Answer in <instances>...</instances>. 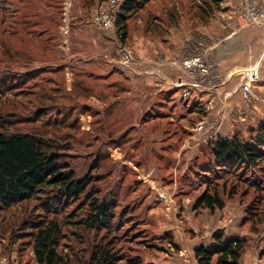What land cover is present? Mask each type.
Returning a JSON list of instances; mask_svg holds the SVG:
<instances>
[{
    "label": "rangeland",
    "instance_id": "1",
    "mask_svg": "<svg viewBox=\"0 0 264 264\" xmlns=\"http://www.w3.org/2000/svg\"><path fill=\"white\" fill-rule=\"evenodd\" d=\"M204 1L148 0L137 18L128 21L122 41L116 26L105 29L100 21L104 1L0 0V85L11 83L21 91L16 97L6 92L0 103L5 95L6 105L13 97L16 130L37 132L63 145V157L76 175L89 172L100 195L114 199L116 216L126 217L124 228L128 227V238L118 240L116 247L126 255L139 254L153 264H197L194 247L212 244V234L221 232L246 240L240 264H264V170L260 166L249 171L239 166L223 168L210 152L211 142L222 134L246 140L264 127V77L254 68H245L253 64V36L244 38L245 47L239 34H234L224 41L222 50L197 48L182 52L179 59L163 52L162 46L173 43L165 30L179 24L199 29L208 21L205 17L221 10V0ZM253 2L240 0L237 11L249 29L258 26L261 17H246L257 6ZM201 5L207 9L202 13L198 12ZM237 5L233 0L228 9ZM230 19L231 30L242 25V19ZM33 21L40 24L27 26ZM28 30L34 36L42 34L31 38ZM66 39L69 48L82 55L54 73L53 68L65 61L59 47ZM99 42L114 43L115 59L125 45L138 58L175 62L180 82L163 78L154 79L159 84L153 85L139 77L138 83H126L127 76L113 71L116 63L92 57L88 45L93 43L95 48ZM48 43L58 45L52 54H48ZM89 58L92 69L80 63ZM48 77L55 84L48 86ZM56 84L59 92L53 91ZM190 89L197 91L196 96L189 97ZM252 181L262 188L253 187ZM204 191L217 192L224 207L213 211L195 207ZM38 201L0 210V264H35L31 242L20 224L43 212L37 208ZM72 208L75 204L68 209ZM66 231L61 242L78 255L73 264H82L80 257L88 258L90 246L84 254L86 242L77 243L80 236L72 232L76 228Z\"/></svg>",
    "mask_w": 264,
    "mask_h": 264
},
{
    "label": "trees",
    "instance_id": "2",
    "mask_svg": "<svg viewBox=\"0 0 264 264\" xmlns=\"http://www.w3.org/2000/svg\"><path fill=\"white\" fill-rule=\"evenodd\" d=\"M147 1L123 0L121 3L115 26L122 41L128 34V21L137 18ZM204 2L212 4V1ZM204 9V5H201L198 12L202 13ZM48 14L52 15L51 12ZM38 24L40 22L33 21L27 26ZM41 34L42 32L34 36L32 30L26 32L31 38L40 37ZM50 37L49 34L48 40ZM57 46L48 43V54L56 51ZM80 63L83 67L87 65L92 69L90 61ZM62 71L64 65L60 63L52 72ZM92 73L94 71L90 74ZM51 84H55V79L48 77V86ZM54 86L53 91L59 92L60 86ZM18 89L20 90L19 86L11 83L1 84L0 98L6 92L19 96L21 91ZM39 89L42 93L46 92L44 87ZM6 96L8 95L5 98ZM5 98L0 103V210L39 200L37 208H41L43 212L24 218L20 224L22 234H26L31 242L35 264H73L74 258L79 259L77 254L69 252L67 245L61 242L67 236L68 227L76 228L72 232L74 237L80 236L77 243L86 242L85 249H82L84 254L88 253L87 247L90 246L88 258L80 257L82 264H153L144 262L139 254L126 255L120 247H116L118 240L128 238V227L124 228L126 217L116 216L114 199L100 195L99 189L93 186V177L89 172L82 176L76 175L63 157V145H58L37 132L16 130V101L13 97L8 99V105L12 106L9 109ZM50 99L51 97L48 100ZM258 130L246 140H239L236 136L216 137L210 144L215 164L223 168L239 166L245 171L260 166L264 170V164H261L264 161V127ZM252 186L262 188L255 181H252ZM73 204L76 208L69 210V206ZM195 207L213 211L215 208L222 209L224 201L217 192L204 191L196 198ZM212 241L210 245L200 244L194 247L197 264H240L246 244L243 237L214 232Z\"/></svg>",
    "mask_w": 264,
    "mask_h": 264
},
{
    "label": "crops",
    "instance_id": "3",
    "mask_svg": "<svg viewBox=\"0 0 264 264\" xmlns=\"http://www.w3.org/2000/svg\"><path fill=\"white\" fill-rule=\"evenodd\" d=\"M255 3V5L259 6V7H264V0H253ZM236 2L238 3V5L236 6V9H228V6H230L231 3H233V0H221L219 2V6H220V11L219 12H214L212 14H209V17H205V20L208 19V21L199 29L198 28H192L190 26L185 27L183 26V24H179V27L176 26H172L171 28H168V31H164L165 33H169L171 34V41L173 42L172 44H168L166 46H162L163 47V53L164 55H166L167 57H172L174 59H176V57H180V54L182 52H193L194 50H196L197 48H204L206 47L207 50H213L214 48L215 51L219 50V49H223V47L225 45L224 41L228 40L230 38V36L234 35V34H239V37H241L240 42L242 40V44L243 47H245V40L244 38L246 36H249L251 33V36H253V45H252V49H253V54H254V59H253V64L250 66H247L245 68H254L255 73H257L260 78L264 77V26L261 25L264 22V14L261 15L260 19H259V24L257 25H253L251 28L249 29L248 27H244L245 22L243 21V18H239L237 17V11L239 10V7H241L242 5L239 6L240 4V0H236ZM195 9V8H194ZM179 15V11L177 13ZM230 18H236L237 21H241V26L238 28H235L233 30H231L232 27V20ZM196 19V18H193ZM197 21V19H196ZM171 25H175V21L171 22ZM183 26V27H182ZM200 32V36L198 35ZM100 33V32H99ZM96 35V34H95ZM96 36H93L92 38H95ZM137 37V36H136ZM140 37H142V35H140ZM201 37V38H200ZM91 38V39H92ZM138 38V37H137ZM204 39L205 43H202V40ZM202 39V40H201ZM67 39L64 42V44H62L59 47L60 53L62 51V54L64 56L65 61L63 62V65L65 66L67 64L68 61L72 60L73 57L78 56L79 54L82 55L81 52H76L74 53L72 51V49H70V45L69 42L67 43ZM89 41L91 43L90 37H89ZM93 44V43H92ZM88 45V49L91 50L90 52L93 53L92 57H100L101 60L105 61V58L107 60V62H109L112 65L113 63H116L115 65H112L113 69L117 71V73L123 74L127 77H125L124 79H126V83L130 80V82L132 84L138 83V79L139 77H141V79H144L143 77H146L147 80L144 82L145 84H153V85H158L159 82H153V80H162L163 78L167 79V80H178L180 82L181 79V75H178V65L177 63H172V62H167V60L164 61H159V58H153V57H148L145 55H141L140 58H143L144 63L142 65H138V64H134L132 65L130 68H125L126 70H124V72L121 69H118L117 66V60L118 57L115 59V54H113V49L115 51V47L113 45H110L109 42H107L106 46H103L102 44H100V42L97 44V46L95 48H93L94 45ZM219 44L221 45L220 48ZM226 44V43H225ZM247 46V45H246ZM221 49V50H222ZM244 51V50H243ZM105 57V58H104ZM114 57V58H113ZM104 58V59H103ZM139 58V59H140ZM85 61H90L89 59H85ZM106 62V61H105ZM67 67H65L66 69ZM244 68V69H245ZM154 69L159 70V74H154L155 72L153 71ZM141 73L146 74L147 76H139L142 75ZM138 74V75H135ZM156 76V77H154ZM148 77L152 78L151 82H148ZM262 85V89L264 91V83L261 82ZM191 85V84H190ZM208 83H205V86H208ZM155 89L154 91H158V87L154 86ZM205 89H207V87H204ZM157 89V90H156ZM189 97H194L197 94V91H195L194 89H190L189 91ZM200 94V93H199ZM225 137H228L226 135H223Z\"/></svg>",
    "mask_w": 264,
    "mask_h": 264
},
{
    "label": "built area",
    "instance_id": "4",
    "mask_svg": "<svg viewBox=\"0 0 264 264\" xmlns=\"http://www.w3.org/2000/svg\"><path fill=\"white\" fill-rule=\"evenodd\" d=\"M123 0H107L101 4L99 10L100 21L103 22L105 29H113L115 27V20ZM116 7L115 9L113 7ZM262 9V10H261ZM264 14V7L253 6L246 14V17L252 16L254 19ZM98 21V22H100ZM144 63L138 58L134 50L130 46H120L117 64L130 68L134 64Z\"/></svg>",
    "mask_w": 264,
    "mask_h": 264
}]
</instances>
